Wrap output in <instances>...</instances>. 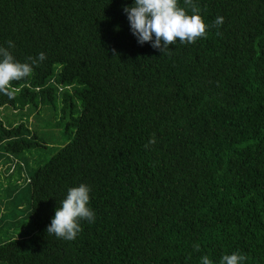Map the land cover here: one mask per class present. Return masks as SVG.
Returning a JSON list of instances; mask_svg holds the SVG:
<instances>
[{
  "label": "trees",
  "instance_id": "16d2710c",
  "mask_svg": "<svg viewBox=\"0 0 264 264\" xmlns=\"http://www.w3.org/2000/svg\"><path fill=\"white\" fill-rule=\"evenodd\" d=\"M132 2L0 0V45L47 56L0 111L48 110L63 136L48 146L0 118V264H219L234 251L264 264V0H179L207 36L162 53L132 35ZM80 183L95 222L74 241L48 234ZM24 196L31 229L14 237Z\"/></svg>",
  "mask_w": 264,
  "mask_h": 264
},
{
  "label": "clouds",
  "instance_id": "9594fccd",
  "mask_svg": "<svg viewBox=\"0 0 264 264\" xmlns=\"http://www.w3.org/2000/svg\"><path fill=\"white\" fill-rule=\"evenodd\" d=\"M186 5H192L193 0H184ZM130 31L137 43H149L161 53L169 50L170 44H192L198 38H206L209 27L198 10L193 7L189 14L181 7L179 0H133L130 6H125ZM215 25L220 27L224 17L217 16ZM7 46L0 45V93L13 98L17 89H11L12 81H20L30 76L35 67L47 59L44 52L36 57H29L27 62L18 61L12 49L15 42L8 40ZM156 139H149V145L155 144ZM91 187L85 183L69 187L59 207L55 208L54 216L46 228V232L58 239L74 241L82 231L81 221L94 223L96 214L90 206ZM199 250V245H194ZM247 256L238 251L224 254L219 259V264H246ZM200 264H215L208 255L200 258Z\"/></svg>",
  "mask_w": 264,
  "mask_h": 264
},
{
  "label": "rangeland",
  "instance_id": "374dc122",
  "mask_svg": "<svg viewBox=\"0 0 264 264\" xmlns=\"http://www.w3.org/2000/svg\"><path fill=\"white\" fill-rule=\"evenodd\" d=\"M38 109H35L33 106H30L28 108H24L23 110H12V107L8 106L2 111H0V118L6 125L18 123L20 121H23L27 124V126H34L35 132L45 141L47 142L48 146L50 145H59L63 141V136L59 134L61 129L58 127L56 128L53 126L52 122V115L47 110L44 114L40 113ZM30 151V150H29ZM35 153L37 151H34ZM33 152V157L28 159L27 163L30 164L31 168H34L37 164H39V158L42 157V160H45L49 157V150L48 147L39 150L38 155H36ZM5 185V184H4ZM3 199H5V194L2 193ZM7 198V196H6ZM29 198V197H28ZM27 197L24 196L23 201L20 203V208H22V211L18 210L17 208H14L12 203H7L8 208H14L13 212L14 214L21 217V226L20 229L13 233L14 237L19 236H27L30 233L31 229V219H30V211L24 210V207L26 205L25 200Z\"/></svg>",
  "mask_w": 264,
  "mask_h": 264
}]
</instances>
